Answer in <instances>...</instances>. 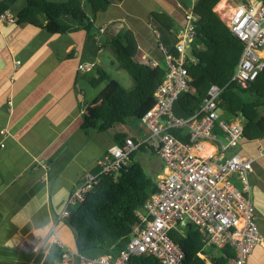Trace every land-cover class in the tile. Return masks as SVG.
Returning <instances> with one entry per match:
<instances>
[{"label":"crops","instance_id":"1","mask_svg":"<svg viewBox=\"0 0 264 264\" xmlns=\"http://www.w3.org/2000/svg\"><path fill=\"white\" fill-rule=\"evenodd\" d=\"M26 1L13 0L3 9L17 15ZM240 1L220 0L214 9L226 22ZM189 6L183 0L113 1L96 13L94 25L97 30L103 25L110 29V23L119 25L115 30L131 28L138 43L136 58L154 65L165 57L149 12L165 10L180 29ZM86 33L82 28L51 33L30 23L0 22V264H60V251L76 248L68 216L60 212L81 174L96 172L99 156L122 137L138 140L147 133L139 119L135 126L116 122L104 131L82 126L84 108L91 99H86L80 84L86 70L78 67L90 60L86 59ZM258 53L264 60V47ZM243 95L256 97L251 91ZM262 100L258 110L264 116V95ZM230 150L254 157L251 198L262 240L246 264H264V134L256 138L243 135ZM135 158L146 170L145 164L152 166L154 178L165 172L161 159L147 145L135 150ZM51 232L65 245L44 243L34 251ZM121 246L116 241L108 249L116 253Z\"/></svg>","mask_w":264,"mask_h":264},{"label":"built area","instance_id":"2","mask_svg":"<svg viewBox=\"0 0 264 264\" xmlns=\"http://www.w3.org/2000/svg\"><path fill=\"white\" fill-rule=\"evenodd\" d=\"M192 4L184 13L185 23L178 31L174 52L161 47L166 75L154 91L153 104L139 117L146 135L138 140L126 136L105 150L97 159L98 170L81 174L60 216L69 215V204L85 201L88 189L100 174L116 176L129 154L140 145H147L163 163L165 172L156 178V191L145 199L142 208L134 211L138 220L117 253L87 255L67 247L59 253L60 264H126L131 255L146 252L155 255L161 264H182L184 251L170 231L187 222L199 226L207 243L233 246L235 254L229 264H246L247 256L262 240L251 198L254 157L230 150L243 137L242 116L221 117L218 101L228 84L236 81L245 86L264 67L258 53L264 47V0H241L235 6L228 25L242 40L243 49L234 72L225 83L209 85L194 113L180 116L174 113L173 103L180 92L190 89L185 62L197 19ZM16 18L10 10H0V22L11 23ZM94 63L88 59L78 67L88 70ZM233 175L239 185L232 181ZM44 243L65 245L51 232L33 250L39 251Z\"/></svg>","mask_w":264,"mask_h":264},{"label":"trees","instance_id":"3","mask_svg":"<svg viewBox=\"0 0 264 264\" xmlns=\"http://www.w3.org/2000/svg\"><path fill=\"white\" fill-rule=\"evenodd\" d=\"M12 1H0V10L8 7ZM113 1L120 0H27L25 7L16 15L15 22L44 27L51 33H65L75 28L89 32L94 26L96 13L105 10ZM218 1H193L192 11L197 19L190 45L195 58L186 56L190 89L180 92L174 101L173 111L176 115L194 113L210 84H223L229 80L242 52V40L214 9ZM149 19L158 30L159 45L168 53L174 52L179 31L174 17L165 10L154 9L149 12ZM102 30L101 46L114 54L116 66L131 76L133 85L125 87L100 63H94L87 70L89 83L93 87L106 82L105 87L87 101L82 120L83 127L99 131L110 128L116 122H124L128 117L139 119L153 104L154 91L167 70L166 63L152 65L149 61L136 58L138 43L131 28ZM245 91L255 92L256 97L246 98L243 95ZM263 95L264 67L255 80L245 86L236 81L228 84L220 95L218 108L222 114H239L245 118L244 136L260 137L264 134V116L258 107L263 102ZM173 132L188 140L178 130ZM135 150L129 154L116 176L100 174L88 189L84 202L68 205L67 221L74 231L78 251L95 255L89 252H110L112 248L109 250L108 247L116 241L124 245L138 220L134 211L142 208L145 199L156 191V178L135 158ZM170 235L184 251L182 264H229L235 254L233 246L229 244L218 247L207 243L204 233L192 222L172 229ZM126 264L161 263L155 255L146 252L131 255Z\"/></svg>","mask_w":264,"mask_h":264},{"label":"rangeland","instance_id":"4","mask_svg":"<svg viewBox=\"0 0 264 264\" xmlns=\"http://www.w3.org/2000/svg\"><path fill=\"white\" fill-rule=\"evenodd\" d=\"M185 3V6L191 5L193 0H183ZM235 8V6H234ZM85 11H87V7L84 8ZM13 12V11H12ZM63 21L64 18H61ZM104 26V25H103ZM102 26V27H103ZM110 29L115 30L116 28L119 27L118 24L116 23H110L107 25ZM102 29H96V26L94 25L89 32L86 33V45L89 46V49H86V59L90 58V60H93L95 63H100L106 70L107 72L110 73V75L118 80L120 83H122L125 87H131L133 85V80L131 76L122 68H118L115 64V56L114 54L106 47L100 48V41L103 40V30ZM62 37L66 38L67 35H61ZM162 63H166L165 59L162 58L160 60ZM87 71V70H86ZM89 73L88 71L85 74V78L80 80V84L85 90L86 93V99L92 98L94 95L98 94L99 91L105 87L106 82H104L102 85L98 87H93L88 80ZM223 118H231L230 115L227 113H223L221 115ZM125 122L127 124H130L132 126H135L138 124V120L135 117H128L125 119ZM147 167V172L149 174L150 171H152V166L150 167L149 164H145ZM152 175V174H151ZM235 176L232 177V181L235 182ZM236 183V182H235Z\"/></svg>","mask_w":264,"mask_h":264},{"label":"water","instance_id":"5","mask_svg":"<svg viewBox=\"0 0 264 264\" xmlns=\"http://www.w3.org/2000/svg\"><path fill=\"white\" fill-rule=\"evenodd\" d=\"M238 4V2L236 4H234V6H236ZM186 53L191 56L192 58H195L194 54L192 53V49H191V46L190 44L187 45L186 47Z\"/></svg>","mask_w":264,"mask_h":264},{"label":"bare ground","instance_id":"6","mask_svg":"<svg viewBox=\"0 0 264 264\" xmlns=\"http://www.w3.org/2000/svg\"><path fill=\"white\" fill-rule=\"evenodd\" d=\"M233 12H234V7L231 10V12L226 16V22H227V24L229 23V20L231 19V16H232Z\"/></svg>","mask_w":264,"mask_h":264},{"label":"flooded vegetation","instance_id":"7","mask_svg":"<svg viewBox=\"0 0 264 264\" xmlns=\"http://www.w3.org/2000/svg\"><path fill=\"white\" fill-rule=\"evenodd\" d=\"M251 193H252V185H251ZM252 201H253V199H252ZM254 203V202H253ZM254 210H255V207H254ZM255 215H256V212H255Z\"/></svg>","mask_w":264,"mask_h":264}]
</instances>
